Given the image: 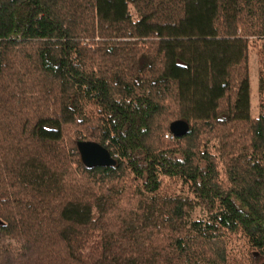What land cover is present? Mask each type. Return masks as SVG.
<instances>
[{"label": "trees", "instance_id": "1", "mask_svg": "<svg viewBox=\"0 0 264 264\" xmlns=\"http://www.w3.org/2000/svg\"><path fill=\"white\" fill-rule=\"evenodd\" d=\"M252 43L263 95L264 0H0V264H262Z\"/></svg>", "mask_w": 264, "mask_h": 264}, {"label": "rangeland", "instance_id": "2", "mask_svg": "<svg viewBox=\"0 0 264 264\" xmlns=\"http://www.w3.org/2000/svg\"><path fill=\"white\" fill-rule=\"evenodd\" d=\"M131 12H134V9L130 7ZM260 43V41H259ZM260 47L256 43H252L249 47V59H248V70H249V102H250V115L255 118L261 113V106L264 102L262 98L263 95L258 91V71L260 69ZM213 145V144H212ZM214 147H212V151H214ZM221 167V166H220ZM222 169V168H221ZM163 182L166 189L170 192H178L181 191V185L179 182L169 180L166 177H163ZM194 209L192 211V217L195 219H207L208 213L202 207L196 204L193 200ZM228 250L234 259L239 261L240 263L247 261V255L249 251V245L247 241L240 235H230L228 241ZM232 258V259H233ZM262 264V260H260Z\"/></svg>", "mask_w": 264, "mask_h": 264}, {"label": "water", "instance_id": "3", "mask_svg": "<svg viewBox=\"0 0 264 264\" xmlns=\"http://www.w3.org/2000/svg\"><path fill=\"white\" fill-rule=\"evenodd\" d=\"M187 130V124L182 120L173 121L169 125V131L174 136H182ZM77 149L83 164L86 166H109L114 163L110 152L101 144L82 140L77 142Z\"/></svg>", "mask_w": 264, "mask_h": 264}, {"label": "built area", "instance_id": "4", "mask_svg": "<svg viewBox=\"0 0 264 264\" xmlns=\"http://www.w3.org/2000/svg\"><path fill=\"white\" fill-rule=\"evenodd\" d=\"M173 134L172 133H167V134H165V137L166 138H169V139H171V138H173Z\"/></svg>", "mask_w": 264, "mask_h": 264}]
</instances>
